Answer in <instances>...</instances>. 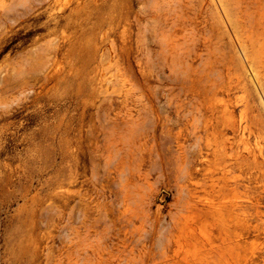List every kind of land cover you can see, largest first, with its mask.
<instances>
[{
  "label": "rangeland",
  "instance_id": "1",
  "mask_svg": "<svg viewBox=\"0 0 264 264\" xmlns=\"http://www.w3.org/2000/svg\"><path fill=\"white\" fill-rule=\"evenodd\" d=\"M0 264H264V0H0Z\"/></svg>",
  "mask_w": 264,
  "mask_h": 264
},
{
  "label": "bare ground",
  "instance_id": "2",
  "mask_svg": "<svg viewBox=\"0 0 264 264\" xmlns=\"http://www.w3.org/2000/svg\"><path fill=\"white\" fill-rule=\"evenodd\" d=\"M244 114H245V113H244ZM241 115H242V114H241ZM241 117H242V116H241ZM241 117H240V118H241ZM241 119H242V118H241ZM243 120H244V119H243ZM240 153H241V152H240ZM242 159H243V158H242ZM180 172H181V171H180ZM173 218H174V217H173Z\"/></svg>",
  "mask_w": 264,
  "mask_h": 264
}]
</instances>
